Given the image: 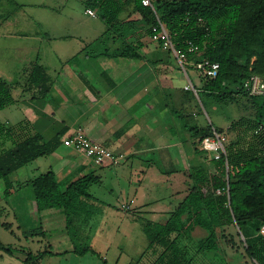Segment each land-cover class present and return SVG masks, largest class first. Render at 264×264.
<instances>
[{"label":"crops","instance_id":"1","mask_svg":"<svg viewBox=\"0 0 264 264\" xmlns=\"http://www.w3.org/2000/svg\"><path fill=\"white\" fill-rule=\"evenodd\" d=\"M24 6L33 10L30 15L19 14ZM128 44L138 46L139 56L120 54ZM35 61L47 77L44 96H32L37 92L27 81ZM178 67L174 54L146 31L133 0H0V77L17 89L16 101L0 109L8 110L0 120L13 124L27 118L46 138L64 131L52 153L10 175L14 183H22L11 197L26 187L28 208L40 222L42 233L34 234H40L45 246L28 251L31 257L96 251L102 259L116 261L148 254L154 259L155 248L145 253L149 240L138 218L165 221L191 188L190 173L207 161L192 144L190 126L195 122L177 121L197 110L184 89L193 84L188 68ZM77 127L125 153V159L98 165L66 145L64 138ZM47 170L64 185L90 172L99 177L89 185V195L81 197L78 215L84 211L90 218L78 246L60 209L37 210L29 180ZM17 207L6 203L5 208L16 216ZM78 247L90 250L78 253Z\"/></svg>","mask_w":264,"mask_h":264},{"label":"trees","instance_id":"2","mask_svg":"<svg viewBox=\"0 0 264 264\" xmlns=\"http://www.w3.org/2000/svg\"><path fill=\"white\" fill-rule=\"evenodd\" d=\"M133 2L148 33H152V25L158 17L177 48L186 49L189 42L198 45L197 52L187 53L188 59L208 58L219 63L215 77L200 75L201 84L195 85L199 96L213 106H225L235 102L237 95H244L251 99L253 106L252 115L229 120V129L235 133V138L227 142L220 158H214L203 149L201 139L213 129L223 131L224 125L216 127L211 122L200 126L195 122L190 126L194 150L207 161L190 173L191 188L169 211L165 221L138 218L149 240L148 247L161 246L158 257L168 259V264H195V256L185 241L192 238L196 229L205 232L197 240V253H200L217 247L218 228L236 225L245 238L246 255L264 264V235L259 232L264 224V93L249 95L243 88V82L252 74L264 80V0H162L156 3L155 11L144 6L141 0ZM137 48L136 44H128L120 54L139 56ZM28 74V84L37 92L32 96L46 95L49 85L43 67L35 61ZM15 85L0 77V109L16 101ZM187 92L194 97L193 91ZM63 133L46 138L27 118L13 124L0 120V179L5 183V197L22 185L14 183L10 175L37 157L52 153ZM98 180L99 177L90 172L64 185L57 181L52 170H47L29 183L37 210L60 209L69 226L71 218L79 214L81 197L89 195V185ZM252 228L259 233H251ZM0 247L11 249L2 243ZM88 249L78 247L75 251L83 253ZM31 256L29 252L26 259Z\"/></svg>","mask_w":264,"mask_h":264},{"label":"rangeland","instance_id":"3","mask_svg":"<svg viewBox=\"0 0 264 264\" xmlns=\"http://www.w3.org/2000/svg\"><path fill=\"white\" fill-rule=\"evenodd\" d=\"M24 1L25 0H22V2ZM26 7L27 6H24V9L19 10V14L23 16L30 15L33 10ZM114 27L116 26L114 25ZM188 74L191 76L193 84L200 86L201 80L199 72L195 68L189 67ZM188 93L189 92H187V94ZM178 95L181 96V92L180 94L178 92ZM191 97L197 103V110L194 114L192 113V110L188 112L189 114L185 120L177 117V121L182 124H192V122H197L200 126H205L207 123L211 122L216 127L225 124L222 127V130L226 133L228 141L235 138V133L229 129V120L237 119L241 115L253 114L252 101L248 96L237 95L235 102L225 106L217 104L216 106H213L208 103L202 95L199 96L196 93H194V97ZM7 111L8 110H4L3 112H0V119H5L4 116L7 115ZM181 133L183 134L184 131ZM26 193V187H23L17 192V196L15 194L13 197H11V195L5 197L3 181L0 179V243L5 247L11 248L9 251L0 247V264H105L101 256L92 252H88L84 256H77L73 253L67 255L59 254L57 256L45 254L42 258H35L33 256L24 259V257H27L28 251L33 250L35 252V249L42 250L45 246V242L40 240V234L31 235L28 232V230H32L33 233L39 231L40 222L37 221L38 219L36 216L33 215L30 208H28L29 201L26 198ZM6 203L18 206L15 211L16 216H14L13 212L5 208ZM89 218L90 217L86 212L82 211L80 215L73 216L71 222H69V234L77 246L80 242L77 241V238L83 231L84 225L89 223ZM100 218L99 215L95 217L96 223L100 221ZM2 223H7L9 226L6 227L2 225ZM17 224L21 227H17ZM204 233V230L196 229L192 234V238L185 241L190 248V252L195 256V264H221V262H224V259H233L231 264H256V262L246 255L243 247L245 238L236 225L218 228L217 247L210 251L197 253V240L203 236ZM251 233L257 235L259 232L252 228ZM105 235L107 234L105 233ZM152 248H155L154 251H156V256H153L154 259H150L149 257L151 254H148L145 259H119V261H116V259L105 260L107 264H168V259H160L158 257L163 249L161 246H150L146 248L145 253H150Z\"/></svg>","mask_w":264,"mask_h":264},{"label":"built area","instance_id":"4","mask_svg":"<svg viewBox=\"0 0 264 264\" xmlns=\"http://www.w3.org/2000/svg\"><path fill=\"white\" fill-rule=\"evenodd\" d=\"M159 1L162 0H141V3L155 11V5ZM87 12L95 16V12L92 9H87ZM151 37L158 41L164 49L174 54L182 70L186 71L188 65H192L200 75L206 78L215 77L218 74V62L208 58H202L198 61L188 59L187 53L197 52L199 50L198 45L189 42L186 49L177 48L171 40L165 25L158 17L157 21L152 25ZM243 88L249 95H261L264 93V80L259 75L252 74L243 82ZM184 89L191 90L197 94V89L191 82L186 83ZM227 141V135L224 131L213 129L210 135H206L201 139V147L214 158H220L226 151ZM64 143L82 152L86 157L98 165L104 163H120L125 159V153L113 151L102 142L93 140L81 127H77L74 132L67 135L64 138ZM122 207L127 208L128 205L123 203ZM259 232L264 235V224L260 226Z\"/></svg>","mask_w":264,"mask_h":264}]
</instances>
